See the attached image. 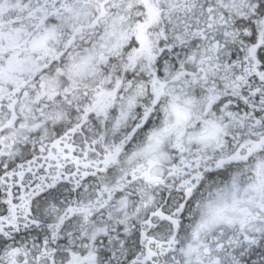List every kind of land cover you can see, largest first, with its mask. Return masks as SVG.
Wrapping results in <instances>:
<instances>
[{"label": "snow or ice", "instance_id": "1", "mask_svg": "<svg viewBox=\"0 0 264 264\" xmlns=\"http://www.w3.org/2000/svg\"><path fill=\"white\" fill-rule=\"evenodd\" d=\"M0 264H264V0H0Z\"/></svg>", "mask_w": 264, "mask_h": 264}]
</instances>
